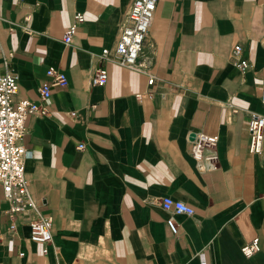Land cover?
I'll return each instance as SVG.
<instances>
[{
  "label": "crops",
  "instance_id": "obj_1",
  "mask_svg": "<svg viewBox=\"0 0 264 264\" xmlns=\"http://www.w3.org/2000/svg\"><path fill=\"white\" fill-rule=\"evenodd\" d=\"M132 2L0 0V74L18 75L15 101H39L51 68L68 80L47 116L27 118L23 141L53 241L45 254L28 225L9 232L0 185V264H264V144L249 151L250 114H264V0H160L139 71L99 62ZM76 13L84 23L67 45ZM100 66L108 83L93 86ZM192 132L219 136L218 170H200ZM166 197L195 215L166 212Z\"/></svg>",
  "mask_w": 264,
  "mask_h": 264
},
{
  "label": "built area",
  "instance_id": "obj_2",
  "mask_svg": "<svg viewBox=\"0 0 264 264\" xmlns=\"http://www.w3.org/2000/svg\"><path fill=\"white\" fill-rule=\"evenodd\" d=\"M159 2L160 0H133L115 47L104 49L99 62H112L128 69L141 70L138 60L153 26ZM83 23L84 15L76 13L73 24L64 36V42L67 45L72 44L78 26ZM241 52V45H236L232 51V58L239 68L245 71L250 66V62L241 58ZM47 75L50 80L39 88V101L25 98L15 101L19 90L18 75L14 71L0 74V185L3 187L4 200L8 204L6 213L13 220L9 232L13 233L19 225H28L31 229L30 240L46 246L43 250L45 254L48 253L47 246L53 241V221L40 212L37 200L30 191L26 176V161L30 152L24 147L23 141L28 131L27 118L30 115L47 116L48 110L45 103L51 97L53 89L65 87L68 84L65 74L58 70L51 68ZM108 79L107 70L100 66L94 71L91 84L105 86ZM154 81V77H150L149 84L152 85ZM249 136L250 153L262 154L264 114H250ZM190 138L191 154L200 170L206 172L218 170L220 166L219 136L192 132ZM84 148V144L78 145V150ZM161 206L163 210L173 214L195 215L194 208L172 197L163 198ZM167 226L173 236H178L179 225L173 218L167 220ZM259 251V238L242 247V253L246 257H251Z\"/></svg>",
  "mask_w": 264,
  "mask_h": 264
}]
</instances>
